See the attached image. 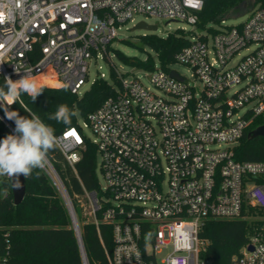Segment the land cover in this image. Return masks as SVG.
Instances as JSON below:
<instances>
[{
    "label": "built area",
    "instance_id": "1",
    "mask_svg": "<svg viewBox=\"0 0 264 264\" xmlns=\"http://www.w3.org/2000/svg\"><path fill=\"white\" fill-rule=\"evenodd\" d=\"M205 2L0 0V79L47 75L77 95L89 82V62L111 57L108 46L139 16L208 31L180 30L189 43L174 63L190 68L194 81L159 63L147 70L159 94L118 71L115 94L83 124L95 140L83 137L79 125L57 135L72 168L88 144L96 149L105 186L79 202L83 213L88 204L86 223L99 235L101 226L112 227V251L104 246L110 264H214L205 257V225L238 220L249 221L251 232L231 264H264V161L238 159L243 139L264 126V7L256 0L240 25L198 29ZM103 79L102 72L97 80ZM16 102L24 107L20 97ZM12 105L0 103V121L14 134L6 116ZM44 172L80 235L67 189L50 162ZM10 250L0 222V264H11Z\"/></svg>",
    "mask_w": 264,
    "mask_h": 264
},
{
    "label": "trees",
    "instance_id": "2",
    "mask_svg": "<svg viewBox=\"0 0 264 264\" xmlns=\"http://www.w3.org/2000/svg\"><path fill=\"white\" fill-rule=\"evenodd\" d=\"M249 0H206L200 14L198 29H204L208 24L219 23L224 18L237 15L240 6ZM264 7V0H257ZM140 45L130 40L123 43L133 49L144 51L150 49L155 56L148 54L147 60L129 57L120 50L108 46V52H113L116 59L134 68L153 70L156 59L166 69L174 63L175 55L189 43L183 33H171L166 37L157 34H145L139 37ZM107 61V58H106ZM35 81L43 92L32 101L24 93L20 99L24 107L16 102L10 111H16L21 116L30 117L35 113L46 124L53 127L55 135H60L72 127H77L78 117H86L99 109L104 101L115 94L119 86L114 72L111 71L107 80H96L82 95L73 94L58 79L47 75L38 76ZM4 79H0V85ZM65 104L75 112L71 123L65 125L49 117L55 113L57 106ZM259 121L255 127H259ZM13 132L0 121V140ZM238 159L241 161H264V137L250 140L246 136L238 148ZM83 159L74 168L69 166L56 147L48 153V161L59 175L70 201L74 207L77 222L80 227V240L87 264H110L105 248L112 251V227H100V235L93 223H86L80 198L85 192H99L97 173L98 156L94 146L88 144ZM100 217V215H99ZM0 222L9 232L11 242V264H84L78 236L73 227L69 210L44 169H36L26 179V197L19 206L14 205L11 179L4 176L0 180ZM251 224L247 220L210 221L204 227L201 235L207 242L206 258L214 264H231L234 255L249 240ZM105 246V248H104Z\"/></svg>",
    "mask_w": 264,
    "mask_h": 264
},
{
    "label": "clouds",
    "instance_id": "3",
    "mask_svg": "<svg viewBox=\"0 0 264 264\" xmlns=\"http://www.w3.org/2000/svg\"><path fill=\"white\" fill-rule=\"evenodd\" d=\"M42 92L27 74L15 81L5 77L4 84L0 85V103L10 106L24 93L35 101ZM5 101L7 103H4ZM74 115L73 110L61 104L49 119L68 125ZM6 116L14 121L15 128L14 134L0 140V177H9L13 189L18 190L22 187L20 176L27 179L34 170L45 169L49 163L48 153L58 146L59 141L54 128L35 113H30L31 118H28L16 111L6 110Z\"/></svg>",
    "mask_w": 264,
    "mask_h": 264
},
{
    "label": "rangeland",
    "instance_id": "4",
    "mask_svg": "<svg viewBox=\"0 0 264 264\" xmlns=\"http://www.w3.org/2000/svg\"><path fill=\"white\" fill-rule=\"evenodd\" d=\"M250 16V12L248 11L245 14L239 15L238 17L234 16H229L224 18L221 22L219 23H211L208 24L206 27L215 29V30H221L224 27H232V26H237L240 25V23H244L248 20ZM138 22H146L148 25H156L157 26V31L154 32L158 36L161 37H166L171 33H176V32H181L180 30H185V31H200L201 34L205 33L207 34L208 31L205 29L203 30H197L195 27L191 25H187L186 23H181V22H170V24H167L168 22L163 19H158V18H146L144 16H139L136 18V23ZM223 22V23H222ZM135 23V24H136ZM133 23H129L127 25L122 26V28L119 30V38L117 41H115L112 44V48L115 50H120L122 51L125 55L129 57H134V58H139L141 60H147L148 54L150 53L152 57L155 56V53H153L150 49L144 47L145 52L140 51L139 49H133L127 47L123 41L124 40H130L132 43L135 45H140L139 37L141 35L145 34H150L145 31H132L133 27L135 26ZM111 57L108 55L107 61L102 59V60H95V58L92 59V61L89 62V82L86 84V87H84L83 91L85 92L87 89L91 87V84L94 80L99 79L100 74L103 72L106 74L107 79L110 78V73L111 71L114 72L115 78L118 81V71L124 75L125 79L130 81L133 79H136L137 77L140 78V80L145 83L148 87H150L154 93H159L156 89H153L149 83L150 79V72L147 70L141 69V68H134L131 66L126 65L125 63L121 62L120 60L116 59L114 56V53L111 52ZM155 65L159 67V62L156 59ZM100 67H102V70H100ZM171 69L176 70L180 75H182L186 80L194 81L193 79V71L181 64H171ZM79 126L82 128V135L83 137L88 138L90 141L95 140L96 137H94L92 131L90 128L85 129L83 127V124L85 122V119H82L81 117L77 118ZM98 171V180L100 186L103 188L105 186L104 179L100 171ZM2 177H0L1 180ZM88 204H85V208L88 210H85L84 212V217L85 220L88 221L89 217L87 216V213L89 212V206ZM259 220H262L260 218H257Z\"/></svg>",
    "mask_w": 264,
    "mask_h": 264
},
{
    "label": "water",
    "instance_id": "5",
    "mask_svg": "<svg viewBox=\"0 0 264 264\" xmlns=\"http://www.w3.org/2000/svg\"><path fill=\"white\" fill-rule=\"evenodd\" d=\"M255 2H256V0H249V2H244L240 6L239 13L235 16L238 17L239 15L245 14L247 10H251L253 5L255 4ZM136 30L145 31V32H148L150 34H153L154 32H156L157 26L156 25L150 26L145 22H139L132 29V31H136ZM171 76H173L175 78H179L175 72H172ZM260 137H264V126L259 127L255 131L251 132V134L249 135L250 140L257 139ZM20 182L22 185V187L20 189H18V190L13 189V187H12V194H13V200H14L15 206L21 205L23 203L25 197H26V179L22 175L20 176ZM11 186H12V180H11ZM71 220H72L73 227L76 231V234L78 236V241L80 242V245H81V250H82L81 252L84 255V251L82 248V241L80 240L77 223L75 222V220H73V219H71Z\"/></svg>",
    "mask_w": 264,
    "mask_h": 264
}]
</instances>
